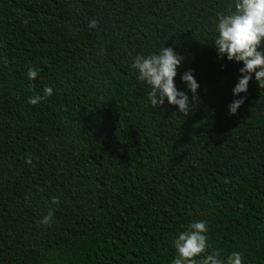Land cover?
<instances>
[{
	"label": "trees",
	"instance_id": "16d2710c",
	"mask_svg": "<svg viewBox=\"0 0 264 264\" xmlns=\"http://www.w3.org/2000/svg\"><path fill=\"white\" fill-rule=\"evenodd\" d=\"M231 3L0 0V264H171L199 220L206 254L264 264V88L230 115L242 63L212 43ZM164 46L178 89L188 69L199 84L186 117L152 107L131 67Z\"/></svg>",
	"mask_w": 264,
	"mask_h": 264
},
{
	"label": "clouds",
	"instance_id": "9594fccd",
	"mask_svg": "<svg viewBox=\"0 0 264 264\" xmlns=\"http://www.w3.org/2000/svg\"><path fill=\"white\" fill-rule=\"evenodd\" d=\"M88 27L96 29L97 21H89ZM214 28L216 35L212 43L218 58L242 63L237 83L232 88L234 99L228 105L229 114L234 115L247 98L241 94L247 93L250 81L254 79L260 89L264 88V0H232L226 12L217 14ZM182 62L180 54L164 46L147 56H136L131 67L137 73L136 79L149 86L147 99L152 107L161 108L167 102L176 106L178 115L186 117L197 100L199 84L194 71L188 69L180 75V81L187 91L178 89L175 78ZM26 75L32 81L36 79L38 71L29 68ZM189 92L192 94L191 100ZM52 94V87L46 85L41 94L29 97L27 102L37 105ZM25 162L31 164V159L27 158ZM52 203H57V200L54 198ZM39 223L51 226L53 212L49 210ZM207 232L206 220L191 222L184 231L178 232L172 241L176 255L171 264H243V256L239 252H232L224 259H221L219 250L206 254L210 247Z\"/></svg>",
	"mask_w": 264,
	"mask_h": 264
}]
</instances>
